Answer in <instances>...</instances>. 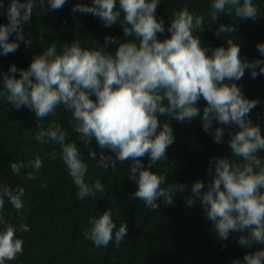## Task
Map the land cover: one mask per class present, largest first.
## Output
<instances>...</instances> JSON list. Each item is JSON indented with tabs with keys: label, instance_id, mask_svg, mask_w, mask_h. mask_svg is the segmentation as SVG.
I'll return each mask as SVG.
<instances>
[{
	"label": "clouds",
	"instance_id": "obj_1",
	"mask_svg": "<svg viewBox=\"0 0 264 264\" xmlns=\"http://www.w3.org/2000/svg\"><path fill=\"white\" fill-rule=\"evenodd\" d=\"M49 8L62 7L67 0H46ZM41 6L45 0H39ZM161 0H77L72 11L91 13L106 27L119 22L122 36L105 35L102 44L95 41L83 44L79 38L60 44L51 43L33 55L26 68L13 63L7 72L0 73V100L17 109L27 107L37 118L38 130L34 139L39 143L51 141L59 146V157L66 167L77 198L95 197L105 192L99 178L87 175L88 165L77 145L78 140L88 148L93 140L101 150L90 147L88 156L102 168H115L117 161H130L128 179L136 184L132 195L149 209H158V199L173 202L186 185L167 183V171L151 170L157 161H165L166 149L174 141V131L167 118L176 121L198 119L213 141L220 143L224 126L235 125L229 132L227 144L231 155L210 157L207 183L196 179L191 185L187 203L198 200L206 217L211 220L218 239H227L239 232L238 244L251 247L264 245V135L261 127L249 118V112L260 101L248 98L237 83L246 69L252 78L264 75V59L240 56V47L233 38L225 44L206 47L199 32L203 15L195 14L185 5L174 10L165 33L163 18L156 14ZM35 0H0V10L7 22L0 23V55L14 52L25 39L23 25L30 23ZM234 12L240 18L255 20L258 6L254 0H211L208 15L215 20L220 13ZM235 29L221 24L214 34L231 33ZM14 38L10 39V36ZM163 38H160V37ZM42 38V37H41ZM256 49L264 57V42ZM205 101L202 110L198 106ZM62 107L70 115L68 124L76 134L69 133L61 123L49 120ZM165 117L160 120L159 117ZM215 123V127L213 124ZM147 156L145 165L141 158ZM49 160L57 158L53 150ZM42 159L36 156L29 162L12 161L10 169L19 174L29 165L38 173ZM34 178L32 171L26 172ZM25 189L0 182V264L13 260L23 251V238L18 232L29 231L23 222L13 224L6 219L5 200L17 211L25 207ZM127 226L117 223L111 209L88 217L84 238L97 248L110 242L119 245ZM231 264H264V247L245 252L242 259Z\"/></svg>",
	"mask_w": 264,
	"mask_h": 264
},
{
	"label": "trees",
	"instance_id": "obj_2",
	"mask_svg": "<svg viewBox=\"0 0 264 264\" xmlns=\"http://www.w3.org/2000/svg\"><path fill=\"white\" fill-rule=\"evenodd\" d=\"M76 2L67 0L62 7L53 10L46 0L43 6L35 0L30 23L23 25L25 39L31 43L26 46L21 41L17 50L0 55V73L7 72L13 63L17 68H26L35 53L53 42L59 47L79 38L82 44L85 41L102 44L105 35H123L119 22L106 27L91 13L73 12ZM82 2L90 3L91 0ZM254 3L258 6L255 20L237 17L234 12L220 13L212 20L208 15L211 0H161L156 14L164 20L166 30L163 35H168L167 25L172 12L187 5L190 11L204 17L199 32L204 46L212 48L225 44L226 37L230 36L238 42L242 58L264 59L255 47L258 42H264V0H254ZM7 4L8 0H4L5 8ZM6 22V15L0 10V23ZM221 24L235 30L217 36L214 30ZM12 38L14 34L10 36ZM237 83L245 96L260 101L248 115L260 125L264 135V75L252 78L246 69ZM205 103L203 100L198 102L201 110ZM69 118L61 107L41 124L46 127L49 120H55L69 133V140H76V134L68 124ZM167 119L174 131V141L166 149L167 159L157 161L151 170L167 171V183L184 184L186 188L174 195L172 203L165 204L161 198L157 201L158 209H149L132 195L136 184L127 177L130 161H117L115 168L105 169L88 156L90 147L97 153L96 159L101 151L114 156L107 148L101 150L95 140L88 148L78 140L76 142L88 165L87 175L99 178L105 185V192L95 197L77 198L76 186L59 157L58 144L51 141L41 144L34 139L38 130L34 112L27 107L17 109L0 100V182L25 189V207L19 213L5 200L6 219L13 224L23 222L30 226L29 231L16 233L23 238V251L6 264H231L235 258L242 259L245 252L264 247L258 243L250 248L240 246L237 242L239 232L230 233L227 239H218L213 222L206 217L199 201L191 205L186 201L196 179L206 184L210 178V157L231 155L227 139L229 132L236 131L237 127L224 126L223 141L216 143L196 118L183 122ZM53 150L57 152V158L49 160L48 154ZM258 155L264 157V151ZM36 156L43 162L38 173L30 165L22 168L19 174L11 171L10 162H29ZM141 160L147 165V156ZM29 171L34 173L33 179L25 176ZM106 208L111 209L117 226L125 222L127 231L119 245L110 242L107 247L97 248L84 238L83 232L88 227V217Z\"/></svg>",
	"mask_w": 264,
	"mask_h": 264
}]
</instances>
